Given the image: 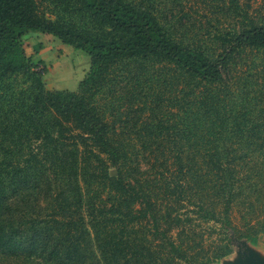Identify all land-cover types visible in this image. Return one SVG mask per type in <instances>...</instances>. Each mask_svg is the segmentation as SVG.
<instances>
[{"label":"trees","instance_id":"16d2710c","mask_svg":"<svg viewBox=\"0 0 264 264\" xmlns=\"http://www.w3.org/2000/svg\"><path fill=\"white\" fill-rule=\"evenodd\" d=\"M254 10L0 0V264H216L233 237L257 245L264 104L233 75L264 49ZM31 32L89 56L77 90L47 87Z\"/></svg>","mask_w":264,"mask_h":264},{"label":"rangeland","instance_id":"374dc122","mask_svg":"<svg viewBox=\"0 0 264 264\" xmlns=\"http://www.w3.org/2000/svg\"><path fill=\"white\" fill-rule=\"evenodd\" d=\"M244 1L251 3L252 8L256 9L254 10L255 12L264 10V0ZM46 8L44 7L48 15H53L54 17L52 6H46ZM193 15L196 18L195 21H197V30L213 29L212 26L208 25L204 12ZM23 43L28 54L34 55L35 59L44 61V65L46 66L45 80L48 88L60 90L78 89L79 82L83 79L90 66V58L84 51L73 49L71 46L63 44L57 38L41 32L29 33L24 37ZM233 75L236 89L238 86L246 84V90L249 93L251 92L250 96L255 99L256 94L259 93L258 101L262 100V104H264V49L250 52L248 56L245 53L244 60L239 64ZM108 115L111 117L109 112ZM111 171L115 173L116 169L112 167ZM232 216L235 223L239 222L241 224V213L237 208L234 210ZM255 247L264 256V234L260 236ZM235 256L237 254L234 252L228 256V259H234Z\"/></svg>","mask_w":264,"mask_h":264},{"label":"water","instance_id":"95a60500","mask_svg":"<svg viewBox=\"0 0 264 264\" xmlns=\"http://www.w3.org/2000/svg\"><path fill=\"white\" fill-rule=\"evenodd\" d=\"M234 251L237 256L234 259L223 258L216 264H264L263 254L256 249L255 245L246 239L233 237Z\"/></svg>","mask_w":264,"mask_h":264}]
</instances>
